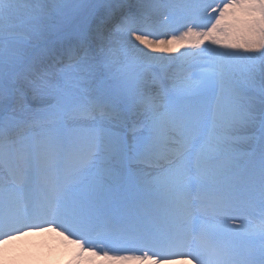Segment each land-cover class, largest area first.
Returning <instances> with one entry per match:
<instances>
[{
    "label": "snow or ice",
    "instance_id": "1",
    "mask_svg": "<svg viewBox=\"0 0 264 264\" xmlns=\"http://www.w3.org/2000/svg\"><path fill=\"white\" fill-rule=\"evenodd\" d=\"M42 231L264 264V0H0V264Z\"/></svg>",
    "mask_w": 264,
    "mask_h": 264
},
{
    "label": "rangeland",
    "instance_id": "2",
    "mask_svg": "<svg viewBox=\"0 0 264 264\" xmlns=\"http://www.w3.org/2000/svg\"><path fill=\"white\" fill-rule=\"evenodd\" d=\"M24 244L11 245L5 253H3L2 264H70L73 259H70V255L58 254L54 247L53 251L46 252V255L41 254V246L38 245L34 239L29 240V242ZM45 256L50 261L49 263L45 262ZM83 258L77 262L80 264ZM95 264H100V259H93Z\"/></svg>",
    "mask_w": 264,
    "mask_h": 264
},
{
    "label": "bare ground",
    "instance_id": "3",
    "mask_svg": "<svg viewBox=\"0 0 264 264\" xmlns=\"http://www.w3.org/2000/svg\"><path fill=\"white\" fill-rule=\"evenodd\" d=\"M183 49H181L182 51ZM178 53H174L173 55H176ZM30 239H39V241H41V254L46 255V252L48 251H53L54 249L56 250V253H60V254H65V255H70L71 257L70 259H73V254L76 251L75 246L73 245H67V242L63 240L62 237H60L57 233L54 232H46V231H42V232H33L31 234H25L21 237H19L18 239L12 240L10 241L6 246L5 249L6 251L11 248V245H18V244H24L23 242H29ZM51 247H54V249ZM5 251V252H6ZM4 252V253H5ZM81 258H83L80 264H95L92 257H89L87 253H85ZM45 262L49 263L50 261L47 259V257L45 256Z\"/></svg>",
    "mask_w": 264,
    "mask_h": 264
}]
</instances>
